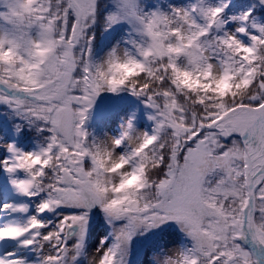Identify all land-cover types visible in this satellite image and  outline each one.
I'll return each instance as SVG.
<instances>
[{"label":"snow or ice","instance_id":"1","mask_svg":"<svg viewBox=\"0 0 264 264\" xmlns=\"http://www.w3.org/2000/svg\"><path fill=\"white\" fill-rule=\"evenodd\" d=\"M137 240L264 264V0H0V264Z\"/></svg>","mask_w":264,"mask_h":264},{"label":"rangeland","instance_id":"2","mask_svg":"<svg viewBox=\"0 0 264 264\" xmlns=\"http://www.w3.org/2000/svg\"><path fill=\"white\" fill-rule=\"evenodd\" d=\"M27 150V148H26ZM11 192H9V188L7 185L4 186L2 195L3 197L13 200L10 198ZM94 225L96 228V231L94 233V240L98 242L99 236L105 234V226L102 224V221L99 218H94ZM136 246H134V253L132 257L133 264H140V262L145 261V257L143 255L142 247H143V241L137 240L134 242ZM146 264V261H145Z\"/></svg>","mask_w":264,"mask_h":264},{"label":"trees","instance_id":"3","mask_svg":"<svg viewBox=\"0 0 264 264\" xmlns=\"http://www.w3.org/2000/svg\"><path fill=\"white\" fill-rule=\"evenodd\" d=\"M134 246H136V245L134 244ZM134 246H133V247H134Z\"/></svg>","mask_w":264,"mask_h":264}]
</instances>
